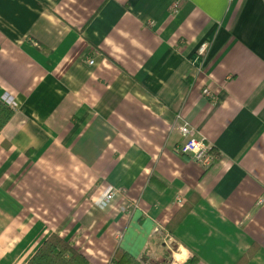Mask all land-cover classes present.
<instances>
[{
  "label": "crops",
  "instance_id": "0c3cea01",
  "mask_svg": "<svg viewBox=\"0 0 264 264\" xmlns=\"http://www.w3.org/2000/svg\"><path fill=\"white\" fill-rule=\"evenodd\" d=\"M0 101V264L50 234L89 264L118 247L264 264V0H0ZM182 123L216 153L208 169L177 152ZM113 189L134 214L97 206Z\"/></svg>",
  "mask_w": 264,
  "mask_h": 264
},
{
  "label": "trees",
  "instance_id": "16d2710c",
  "mask_svg": "<svg viewBox=\"0 0 264 264\" xmlns=\"http://www.w3.org/2000/svg\"><path fill=\"white\" fill-rule=\"evenodd\" d=\"M14 112L11 108L0 101V132L4 126L12 118ZM196 197L192 196L186 201L173 215L165 229L168 234L173 233L175 228L180 224L188 212L192 209ZM172 249L174 246L171 247ZM250 249V248H249ZM243 254L235 264H247L254 254V250H249ZM169 251L164 250L162 255L152 259L150 262L155 264H168ZM142 261L145 260V255L142 256ZM198 257L193 254L183 264H198ZM25 264H89L87 257L76 249L71 242L65 241L56 234H50L36 249L34 254L28 259ZM111 264H141L136 261L131 255L121 248H116Z\"/></svg>",
  "mask_w": 264,
  "mask_h": 264
},
{
  "label": "built area",
  "instance_id": "2783aa9c",
  "mask_svg": "<svg viewBox=\"0 0 264 264\" xmlns=\"http://www.w3.org/2000/svg\"><path fill=\"white\" fill-rule=\"evenodd\" d=\"M208 48L207 43H202L198 49V55H203ZM93 61L89 60L88 65H92ZM181 141L177 145L176 150L181 155H186L191 158L195 163H197L202 169H208L213 162L216 160L217 155L212 149V147L202 138H196L193 135V131L188 125V123H182L177 128ZM120 196L124 198V205L120 208V212L124 214H134L138 209V203L136 201H130L125 198V191L122 189H113L104 197L97 201V206L100 209L106 208L114 197ZM262 200H259L261 203ZM180 203V200H177ZM124 233L120 232L116 234V239L118 242L122 241Z\"/></svg>",
  "mask_w": 264,
  "mask_h": 264
}]
</instances>
